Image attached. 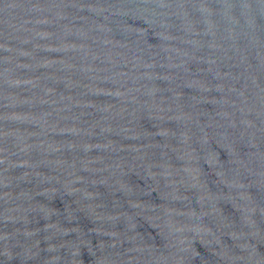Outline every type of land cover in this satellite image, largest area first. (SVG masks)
<instances>
[{
    "label": "water",
    "instance_id": "water-1",
    "mask_svg": "<svg viewBox=\"0 0 264 264\" xmlns=\"http://www.w3.org/2000/svg\"><path fill=\"white\" fill-rule=\"evenodd\" d=\"M0 264H264V0H0Z\"/></svg>",
    "mask_w": 264,
    "mask_h": 264
}]
</instances>
